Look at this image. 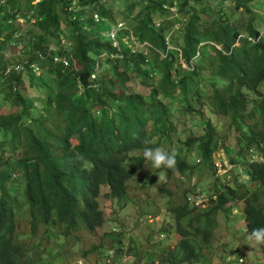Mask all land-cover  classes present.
<instances>
[{"label":"trees","instance_id":"trees-1","mask_svg":"<svg viewBox=\"0 0 264 264\" xmlns=\"http://www.w3.org/2000/svg\"><path fill=\"white\" fill-rule=\"evenodd\" d=\"M109 1L0 0V51L10 52V64L0 61V264L60 259L75 234L95 232L104 222L100 187H108L105 198L125 203L128 182L147 162L138 153L145 147L177 145L176 167L163 168L167 177L197 165L213 171L222 139L205 113L228 118L239 158L230 161L247 162L254 186L214 179L208 208L197 211L185 200L174 206L179 240L141 264H207L216 217L236 202L247 231L264 226V161L246 159L250 150L264 157V24L253 19L264 17L250 7L259 0H218L208 21L201 20L203 0H123L122 21ZM225 1L230 14H251L248 22L222 14ZM117 23L125 29L114 45L106 32ZM175 27L182 44L167 40ZM122 37L145 42L149 52L132 54ZM133 78L150 88L147 96L127 88ZM187 153L199 164L188 165ZM22 217L29 238L16 231ZM122 236L109 234L118 243ZM116 246L113 261L123 255L121 242ZM127 251L138 255L131 245Z\"/></svg>","mask_w":264,"mask_h":264},{"label":"rangeland","instance_id":"rangeland-1","mask_svg":"<svg viewBox=\"0 0 264 264\" xmlns=\"http://www.w3.org/2000/svg\"><path fill=\"white\" fill-rule=\"evenodd\" d=\"M203 1L200 4L203 3L201 6L204 7L205 13H202L201 20L208 21L215 16V12L218 13L219 5L216 4L218 0ZM122 3L123 0H114L109 1V3H104L111 7L112 14L116 15V21L123 20L121 19V15L118 14V6H121ZM229 4H231L230 1H225L223 7H220L222 14L226 15L231 22H237V20H239V23L243 25L248 22L251 14H244L242 9L230 14L228 8ZM250 7L253 16L263 15L264 17V0H259L256 4L254 2L251 3ZM171 11L175 13L176 9H172ZM174 16L177 15L175 14ZM154 19V23L158 24L163 20L158 17ZM253 19L255 26L260 27L261 23L264 24V19H260V21L256 17ZM24 27H26L25 24ZM178 29V27H175L169 30L167 40L182 44V36ZM261 33L264 35L263 29ZM124 44L127 46V50H130L132 54H136L132 52L134 48L132 47L131 40L125 39ZM144 45L145 44H142V46ZM211 45L218 50L221 48L220 45L214 42L211 43ZM146 52H148V50H146ZM9 56L10 52L0 51V61L3 60V62L9 63ZM182 67L184 68L186 65L182 64ZM40 72L41 70L37 71L38 74H40ZM126 86L130 91H135L141 95L147 96L150 92V88L143 87L136 78L130 80ZM263 89L264 84L261 86V90ZM1 104H3V102L0 99V105ZM6 106L8 105L6 104ZM205 115L211 117L214 124L217 125L218 137L222 139L219 141L220 147L213 155V161L216 163L217 167L226 170L225 173L222 172L223 175L219 176L217 173L215 175L208 168L200 171L202 167L197 165L199 161H196L197 157H192L193 153H187L186 156L188 165H192L193 163L197 165L192 171H173V175L168 177L163 168L153 169L151 165L146 162L128 182L129 202L120 204L115 200L105 198L104 194L107 188L102 187L98 198L100 208L103 210L105 218L102 226L92 233L79 232L75 234L74 238L68 242L66 249L64 248L65 253L60 256V259L54 260L44 257L36 264H141L142 261H146L145 256L149 257L151 255L153 257H158L162 251L172 249L180 236L175 232L177 222L171 209L175 205L183 202V193L188 190L192 191L193 186L207 192L213 187V182L216 177L220 182L227 183L237 178L239 183V180L242 179L241 176L244 174V168L237 167L230 163V159L238 160L239 158L236 156V133L235 130L228 128V118L207 115V113H205ZM193 117H195L196 120L199 119L198 116ZM199 127L201 128V125H199ZM200 128L195 129V136L201 134ZM185 131L187 132V130ZM181 138H183V136H181ZM223 147L233 153L228 155ZM160 148H162V146H160ZM176 148L177 145H172V150L175 151ZM140 152L142 151H138V153ZM160 176H164V179H158ZM246 182L247 181H245V183ZM163 183L164 185H162ZM161 185L164 187L162 192L160 191ZM246 186L251 188L254 184L246 183ZM230 204L231 203L227 206H230ZM235 207L238 212L235 210ZM242 209L243 203L236 202L227 216L223 214L217 215V225L213 235V242L210 248L204 251L208 259L207 264H228L222 261L223 255L224 258L227 259L228 257H238L240 254H244L247 257V261L243 259L242 264H264V261H261L263 259V257H261L263 246H254L252 242L247 240V229L245 221L241 216ZM27 220V217H22L20 220L16 221V231L20 237H28ZM112 233L123 234L124 236L120 239L123 248L125 249L129 245L136 247L138 255L134 256L133 253L124 250L122 258H118L119 261H113L114 257L112 258L111 250H114L116 245L113 243V239L109 237V234ZM128 235L129 238L127 241L126 237ZM27 242L28 240L25 238V243ZM27 247H30V245ZM99 253H101V256ZM82 254H86V257H83ZM230 264L240 263L234 260Z\"/></svg>","mask_w":264,"mask_h":264},{"label":"clouds","instance_id":"clouds-1","mask_svg":"<svg viewBox=\"0 0 264 264\" xmlns=\"http://www.w3.org/2000/svg\"><path fill=\"white\" fill-rule=\"evenodd\" d=\"M101 3L103 2V0H99ZM2 3H4V1H2ZM95 17V16H94ZM17 23H19L21 25V27L24 29V22H23V19L20 17V16H17ZM34 22L33 19H31L30 23ZM120 25V26H118ZM119 28H118V27ZM114 30L115 31V38L113 40L114 43L117 44V40H116V36L118 34V31L121 30V29H125L124 27V24L122 23H117L115 27H112L110 30H108V32H110L111 30ZM106 32V35L107 33ZM108 36V35H107ZM110 38V37H109ZM111 39V38H110ZM131 40V44H132V47L134 48V50L132 52L136 53L138 50L142 49L143 52L146 54V50L147 49V46L148 44H146L145 42L144 43H139L137 42L134 37H131L130 39L126 38V37H122V41L124 42V40ZM112 40V39H111ZM209 44H211L210 42H208ZM114 44V45H116ZM142 44H145L144 46H142ZM67 46H69V41H67L66 43ZM20 47L22 48V45L20 44ZM132 49V48H131ZM167 49H173L170 45H168ZM221 49V48H220ZM219 49V50H220ZM55 52V50H54ZM149 52V51H148ZM66 60V59H65ZM182 64H184L183 62H181ZM63 65L69 67V64L67 61H63ZM75 65V64H74ZM186 65V64H185ZM76 67V65L74 66ZM73 68V67H71ZM184 68H188V66L186 65V67ZM191 69V68H189ZM92 79L95 78L94 75L91 76ZM147 143V142H145ZM261 148L263 149L264 151V145L261 146ZM251 153V156H247L246 159H248L250 161V163H262L264 161V157L261 153H259L258 151H254V150H250L249 151ZM233 152L231 151V154ZM230 154V155H231ZM142 157L145 161H147L151 167L153 169H161V168H167V169H174L176 167V153L174 150H165L164 148H160V147H156V148H151V147H145L143 150H142ZM231 160V159H230ZM233 160V159H232ZM196 161H199L198 159ZM231 164L233 165H236L237 167H241V168H244V174L241 176V180H239V183H238V180L237 178H234L233 180H236L238 184H241L243 186H246V183L249 184V175L246 173V166H247V162L241 164V163H233L232 161H230ZM211 170V169H210ZM212 171V170H211ZM226 172V170H222V168L220 167H217L216 166V163H214L213 161V171L212 173L216 175V173L220 176V175H223V173ZM136 175V174H135ZM224 177V176H223ZM228 177V176H227ZM233 177V175H232ZM158 179L160 180H163L164 179V176H160L158 177ZM219 183H224V182H220L218 180V178L216 177L215 178ZM245 181H247L245 183ZM150 184V183H149ZM102 187H106L107 188V191L106 193L108 192V187L107 186H101L100 189ZM128 188V187H127ZM186 193L185 195V198L183 197V201L185 200L186 203L190 206V207H196L198 210L197 211H202V210H205L206 208H208L209 204H210V200H214L215 199V196H211L208 192H206L205 190H201V189H198V188H195L193 186V189L192 191H185L183 193V195ZM111 200V199H110ZM126 202H129V198H128V195H127V199L125 200V203ZM134 202V201H133ZM183 203V202H182ZM178 205V204H177ZM228 205V204H227ZM176 206V205H175ZM100 207V205H99ZM101 209V208H100ZM102 210V209H101ZM235 210L238 212L237 208L235 207ZM103 212V210H102ZM242 212V211H241ZM103 216H104V213H103ZM242 216V215H241ZM243 218V217H242ZM105 220V218H104ZM244 220V218H243ZM245 221V220H244ZM104 223V222H103ZM217 225V224H216ZM245 226H246V221H245ZM101 227V226H100ZM98 227V228H100ZM97 229V228H96ZM116 231V230H114ZM215 231V230H214ZM247 231V230H246ZM247 240L252 242V244L254 246H263V250H264V226L262 227H255V228H252L251 231H247ZM117 242V243H115ZM113 243L115 245L117 244H120V242L118 243V241L116 239H113ZM117 246H115L116 248ZM122 248H123V245H122ZM107 250V249H106ZM126 251L128 250V246L122 251ZM113 251L114 250H111L112 252V255H113ZM108 256V255H106ZM261 257H263V252H262V255ZM113 258V257H112ZM223 259H224V262L230 264L232 263L234 260L237 262H239L240 264L243 263V259L245 261H247V257L246 255L244 254H240L238 255V257H228L227 259L224 258V255H223ZM261 261H264L263 259ZM248 264V263H247Z\"/></svg>","mask_w":264,"mask_h":264},{"label":"built area","instance_id":"built-area-1","mask_svg":"<svg viewBox=\"0 0 264 264\" xmlns=\"http://www.w3.org/2000/svg\"><path fill=\"white\" fill-rule=\"evenodd\" d=\"M95 17H96V16H95ZM107 35H108L112 40H114V38H115V31L112 29L110 32L107 33ZM114 44H116V43H114Z\"/></svg>","mask_w":264,"mask_h":264}]
</instances>
